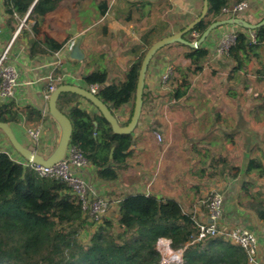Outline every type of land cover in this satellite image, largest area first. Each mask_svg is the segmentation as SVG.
I'll return each instance as SVG.
<instances>
[{
	"label": "trees",
	"instance_id": "trees-1",
	"mask_svg": "<svg viewBox=\"0 0 264 264\" xmlns=\"http://www.w3.org/2000/svg\"><path fill=\"white\" fill-rule=\"evenodd\" d=\"M2 1L11 31L17 23L13 15L24 17L35 1L27 20L34 21L29 31L36 37L42 35L41 41L29 38L25 29L19 32L29 38V58L49 56L62 49L64 42L50 38L41 31V27L65 0ZM103 5L100 15L105 13L107 7L105 2ZM230 5V0H208L204 18L185 36L194 32L199 38L211 23L223 19L221 10ZM248 32L253 34V39ZM161 37H152L151 42ZM175 45L187 49L183 57L188 64L184 69L170 64L173 73L167 81L168 89L164 96L170 108L182 109L189 104L188 93L193 78L202 72L209 51L202 44L195 49L179 43ZM170 46L158 50L154 56ZM262 46L264 25L254 31H237L227 57L233 64L231 75L244 69L253 60L258 62V50ZM145 52L130 64L118 83L106 85L107 71L98 68L83 79L85 89L90 85L98 86L95 95L113 116L117 111L126 112V119L119 122L121 126H126L132 115L138 71ZM259 68L257 72L264 76V65ZM261 97L264 100V96ZM79 99L73 93H62L56 102L57 108L72 125L69 144L81 151L87 163L94 168L99 181L114 182L128 169L127 161L134 152L133 149L129 150L135 142L133 132L128 135L113 134L101 115L79 107ZM148 101L149 94L144 84L141 111L147 108ZM261 108L259 105L256 107L257 110ZM41 117V112L32 106L19 108L14 101H0V122L6 123L11 131L24 119L29 123H37ZM255 121L259 119L255 118ZM226 136L217 134L215 138ZM222 150L223 145L218 142L205 144L199 140L192 143L188 150L191 164L186 172L200 179L218 175L237 178L240 169L225 166ZM24 162L23 159L16 162L7 153L0 152V264H157L160 255L155 250V244L159 238L170 240L174 249L184 247L182 264H247L246 252L227 241L224 233L197 239L201 221L186 211L178 199L156 198L144 193L117 195L115 221L101 217L89 239L82 242L78 239V233L87 215L81 212L78 199L69 193L64 183L39 177L28 166H24ZM244 174H254L257 179L264 178V164L259 158H249ZM190 188L194 194L199 193L194 183ZM254 188L253 182L242 181L240 192L233 199L234 205L250 211L264 229V192L253 191Z\"/></svg>",
	"mask_w": 264,
	"mask_h": 264
},
{
	"label": "crops",
	"instance_id": "crops-1",
	"mask_svg": "<svg viewBox=\"0 0 264 264\" xmlns=\"http://www.w3.org/2000/svg\"><path fill=\"white\" fill-rule=\"evenodd\" d=\"M65 1L58 8V10L62 9L64 15H56L58 14L57 10L47 17L41 27V31L48 34L50 38L57 42H64L62 49L59 50V55L55 57L53 54L56 52H54L49 56L33 58H29L27 55L28 40L30 37L38 41L42 39V35L36 37L29 31L34 21L27 22L25 31L29 33V38L18 34L13 39L17 23L15 29L11 31L7 25L8 16L5 13V7L2 1L0 2V53L11 44L8 50V60L15 63L20 83L13 101L19 108L25 106L36 108L42 116L37 123H29L24 119L19 125L21 127L39 124L42 126V135L39 141L36 144L31 141L32 145L28 149L34 150L43 157H48L53 152L59 139L58 126L49 117L47 101L43 99V93L49 83L57 87L63 81L65 84L84 88V77L98 68L92 66L84 71V67H87L88 62H96L102 55L103 69L107 71L106 85L118 83L122 81L123 73L132 62L140 57L142 52L146 51L154 42L181 31L185 24H189L199 16L202 8L201 0ZM236 1L238 0H230V4H235ZM242 1L248 2L250 6L247 11L238 15V18L251 24H256L264 18V0H241L240 2ZM104 2L107 7L105 13L100 15V10L104 8ZM76 11H81L82 14L80 12L79 16L74 14ZM153 30L154 32H152ZM228 30L242 31L237 26H222L213 30L202 44L208 49L209 56L202 72L193 78L192 87H195L196 90L200 87L211 90L216 87L217 80L227 83L232 80L230 71L233 64L231 61L227 57H216L215 55V47L221 34ZM193 33L184 35L183 39L188 42L196 41L198 38L195 39ZM250 33L248 32V34ZM160 35H162L161 38L151 42L152 37ZM76 37H80L79 49L82 54L79 59L72 60L68 54ZM186 52V48L179 47L175 43L171 44L170 47L163 49L161 54L154 56L148 65L145 75V91L149 94V101L147 108L141 111L138 124L132 134L135 139L134 152L127 161L128 169L122 172L114 182L99 181L94 168L90 165L81 171V176L97 194L109 198V206L103 217L113 222L118 210L115 197L131 193L150 194L163 199L176 198L186 211L198 216L202 219L201 222H204L206 212L201 210L200 201L198 202L197 199L202 197L207 187L212 186L213 181L215 183L222 181V177L218 175L209 179H200L187 173L190 164L187 169L183 168V164L191 161L189 157L186 161L183 159L177 146L178 141L173 144L172 140H162L163 136L172 130L178 134L192 133L193 130L203 133L202 138L191 137L184 141L181 148L185 149L195 140H203L205 144L218 142L223 145L222 155L225 166L238 167L240 172L234 179L224 176L222 183L225 194L221 223L225 226L250 228L256 232L261 241L260 255L262 264H264V229L250 211L234 205L235 201L233 200L240 192L242 181H251L255 184L253 191L264 192V178L257 179L254 174L248 176L244 174V168L249 158H259L264 164L261 149L249 153L247 145L250 139H245V145L239 147V160L232 161L225 155L226 151L230 152L236 145V140L232 135L255 134L257 130L263 128L264 124L260 122L261 120H250V122L249 115L251 114L240 110L228 112L224 109L222 113L216 112L210 117L209 111L204 112L202 109L194 114H187L180 108H170L168 99L164 94H159L163 90L166 92L167 89L158 88L156 80L166 64H172L173 67L182 69L186 68L188 61L183 57ZM258 54V62L254 60L249 62L244 69L234 74L233 79L235 77L242 78L243 82L249 86L252 84L263 85L264 76L257 71L260 69V65H264V46L259 48ZM222 59L224 60L221 61ZM56 62L58 64L53 65ZM212 94L214 93L212 92ZM227 95L226 93L223 97L225 98ZM190 97L199 105L211 99L209 95L202 93L197 96L190 95ZM188 100L190 101V99ZM78 103L81 109L98 114L84 99L80 98ZM44 110H46V114H42ZM186 114L187 117H185ZM183 117L188 119L184 120ZM216 117H218L217 121ZM115 118L118 122H122L126 119V112L117 111ZM217 134L228 136L217 139L215 138ZM253 142L257 144V139ZM253 153L256 155L253 156ZM192 183L198 186V194H194L190 188Z\"/></svg>",
	"mask_w": 264,
	"mask_h": 264
},
{
	"label": "built area",
	"instance_id": "built-area-1",
	"mask_svg": "<svg viewBox=\"0 0 264 264\" xmlns=\"http://www.w3.org/2000/svg\"><path fill=\"white\" fill-rule=\"evenodd\" d=\"M1 1L2 0H0V2ZM249 6V3L245 1L235 3L223 8L221 14L223 19L238 18V15L247 11ZM29 12L30 11H28L22 18H18L15 14L13 15L14 19L17 21V27L13 39L22 29L27 28V22L29 21L27 20V17ZM236 32L237 31L235 30H228L221 34L215 47L216 57H228L229 49L236 39ZM249 36L253 39L252 33H250ZM193 37L196 39L198 36L196 33H193ZM10 45L0 53V101H13L16 96V89L20 85L15 63L8 60V50ZM53 55L57 57L59 51ZM56 64L58 63L56 62L53 65ZM172 73L173 70L171 66L166 64L156 80L157 87L167 89L166 84ZM48 79H50V77H48ZM54 89L55 85L49 83L43 93V99L48 101L49 94ZM97 90V85L89 86V91L91 93L95 94ZM46 113V110L42 111V114ZM23 128L27 138L36 144L42 135V126L39 124L28 127L23 126ZM157 139L159 140L158 135ZM4 140V136L0 133V152L7 153L14 161L20 162L21 158L13 152L7 140L5 142ZM12 154H15L16 156L13 157ZM23 165L28 166L39 177L55 179L64 183L68 188L69 193L78 199L81 212L84 215H87V217L95 219L97 220V223H99L101 217L105 215L109 206V200L105 195L97 194L82 178L81 171L87 168L89 164L77 147L68 144L62 160L50 167H43L27 162H24ZM224 194V190L220 192L213 191L203 201V205L206 209V219L204 222L202 221L198 224L197 239L224 233V237L227 241L239 246L246 252L247 264H262L260 255L261 241L258 234L250 228L225 226L221 223ZM155 250L160 255V260L157 264H182L184 247L174 249L171 246L170 240L159 238L155 244ZM168 251L173 255L170 259L166 256Z\"/></svg>",
	"mask_w": 264,
	"mask_h": 264
},
{
	"label": "water",
	"instance_id": "water-1",
	"mask_svg": "<svg viewBox=\"0 0 264 264\" xmlns=\"http://www.w3.org/2000/svg\"><path fill=\"white\" fill-rule=\"evenodd\" d=\"M34 3L35 1L32 3L29 11L33 8ZM207 8L208 0H202V8L197 18L191 21L183 30L177 32L176 34L164 37L154 42L147 48L141 60L138 71L132 115L126 126H121L115 116L111 114L107 106L95 94L91 93L89 89L70 84H62L55 87V89L49 94L47 101L48 115L57 124L59 129V139L53 152L48 157H43L34 150L22 146L17 141L10 127L6 123L0 122V133L5 137L12 150L27 163L43 167H50L56 164L64 157L65 150L70 142L72 133V125L69 119L57 108L56 102L60 94L73 93L87 101L98 112V114L103 117V119L109 124L113 134H131L135 130L141 115L142 94L144 90L147 68L151 59L158 50L174 43L185 45L190 49H195L204 43L213 30L226 25L237 26L241 29H247L249 31H254L264 25V18L256 24L248 23L241 18L221 19L211 23L196 41L188 42L184 40L183 36L204 18ZM79 41L80 37H76L71 44L68 56L72 60H77L81 57L82 52L79 49ZM133 147L134 146L131 145L129 150L133 149Z\"/></svg>",
	"mask_w": 264,
	"mask_h": 264
},
{
	"label": "rangeland",
	"instance_id": "rangeland-1",
	"mask_svg": "<svg viewBox=\"0 0 264 264\" xmlns=\"http://www.w3.org/2000/svg\"><path fill=\"white\" fill-rule=\"evenodd\" d=\"M69 1V0H67ZM65 1V2H67ZM81 11H76L74 12V14L76 13L77 15L80 14ZM59 16H63L64 13H62V9L58 10L57 12ZM82 14V13H81ZM79 16V15H78ZM158 56V55H156ZM103 57V55H102ZM102 57H100L99 59H97L96 62H88L87 63V67H84V71H87L89 67H95L97 66L98 69H103V64L104 61L102 59ZM95 60V59H94ZM224 59H222L221 61H223ZM229 60V59H228ZM228 71V70H227ZM235 75H232V80H229L230 83L224 82V81H220L217 80L216 83V87L214 89L209 90L208 88H198L196 90V88L192 87L189 89V97L190 95H196L199 93H202L204 95H209L211 97V99L206 102V103H201V105L198 104V102H195L194 99H192L191 97L188 98L190 99L187 100L189 104H186V107L182 108V112L183 110H185V113H191L194 114V112H199L201 109L205 111H209V115L211 117V115L215 114L216 112H223V110L225 109L226 111L230 112H236L237 110H240L241 112H249L251 115H249V121H253L255 120V118H258L259 120H261L260 122H263L264 124V100L262 99L264 96V84L262 85H247L246 83L243 82L242 78L239 79L238 77H235L233 79ZM168 89V88H167ZM212 92L214 94H212ZM164 94L165 90H163L162 92H160L159 94ZM228 94L227 97H223L225 96V94ZM213 98H215L213 100ZM221 99H224L223 101ZM257 105H259V107H263L260 110H257L256 107ZM260 111V112H258ZM187 114L185 115V117H187ZM234 114V113H233ZM127 116V114H126ZM183 117L184 120H187L188 118ZM212 120V119H211ZM176 121V120H175ZM250 121V122H251ZM262 125V124H261ZM13 133L14 136L16 137L17 141L24 147H29L30 145H32L31 140H29L24 132V128L21 127L20 125L16 128H13ZM185 136V137H184ZM233 139L236 140V145L233 147V149L230 152H225L226 157L230 158V160L232 161H236L239 160V147L240 145H245L246 140L245 139H250V141H248V152L252 153V152H256L257 149H261V155L262 158H264V125L263 128L257 130L255 132V134H236V135H232ZM184 137V139H183ZM194 138V139H199L203 137V133H199V132H195L194 130L192 131V133H185V134H178L177 132H175V130L169 131L167 134H165L162 138V140H172L173 144L176 143V141H178L179 144H177V146L180 149V152L182 153L183 159H187L188 157V150L190 149V146L187 145V147L181 148V144L186 141L187 139L190 138ZM179 138V139H178ZM5 139V137H4ZM183 139V141H182ZM257 139V144L254 143L253 141ZM6 141V139L4 140V142ZM252 141V142H251ZM195 142L197 143V140H195ZM235 144V143H234ZM8 146V144H7ZM9 147V146H8ZM14 152V151H13ZM15 153V152H14ZM13 157L16 156L15 154H12ZM251 155V154H249ZM256 153H253V156H255ZM251 157V156H250ZM187 164V165H186ZM191 164L189 163H185L183 164V168L187 169L188 165ZM189 168V167H188ZM224 182V177H222V181H218V182H214L212 186L207 187L206 190H204L202 197H200L198 199V202L200 201V207L201 210L203 212H205V209L203 208V201L211 194V192L213 191H222L223 190V183ZM109 199V198H108ZM197 218L199 219V221H201L202 219L199 218L197 216ZM97 220L95 219H91L86 217L85 219V223L83 228L79 231L78 233V239L82 242H86L90 235L92 234V232L97 228ZM160 260V259H159Z\"/></svg>",
	"mask_w": 264,
	"mask_h": 264
},
{
	"label": "bare ground",
	"instance_id": "bare-ground-1",
	"mask_svg": "<svg viewBox=\"0 0 264 264\" xmlns=\"http://www.w3.org/2000/svg\"><path fill=\"white\" fill-rule=\"evenodd\" d=\"M166 256L168 257V259H170V258H172V253L170 252V251H168L167 253H166Z\"/></svg>",
	"mask_w": 264,
	"mask_h": 264
}]
</instances>
